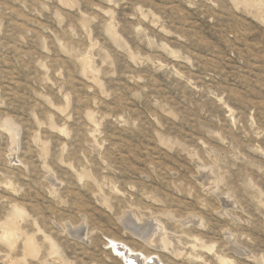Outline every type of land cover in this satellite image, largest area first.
<instances>
[{
    "label": "rangeland",
    "instance_id": "1",
    "mask_svg": "<svg viewBox=\"0 0 264 264\" xmlns=\"http://www.w3.org/2000/svg\"><path fill=\"white\" fill-rule=\"evenodd\" d=\"M112 241L264 264V0H0V264Z\"/></svg>",
    "mask_w": 264,
    "mask_h": 264
},
{
    "label": "bare ground",
    "instance_id": "2",
    "mask_svg": "<svg viewBox=\"0 0 264 264\" xmlns=\"http://www.w3.org/2000/svg\"><path fill=\"white\" fill-rule=\"evenodd\" d=\"M251 1V0H249ZM131 218V217H130ZM133 218V217H132ZM126 220V223L131 227V229H135L137 234L139 235V237L141 239H143L144 241H154L155 246L156 244L160 245L161 243H158L160 239V235L158 234V228L156 229V225H154L155 222H153V224L151 223V220L149 221H145L143 223H135L133 220L131 219H124ZM147 220V219H146ZM125 222V221H123ZM15 223V222H14ZM16 225L11 222L8 221V223L5 224L4 228L6 229L5 231L7 232L6 236V242L7 243H11L13 238L16 237V233H17V227H15ZM134 231V230H133ZM135 232V233H136ZM163 241V240H162ZM33 240L27 238V240L25 241V249L29 254H34L35 251V246L33 244ZM120 242V241H119ZM153 242V243H154ZM118 242L116 241H112V245L115 247L117 253L120 252L123 260L125 261V264H160L157 257H151V256H147V258L142 257L141 255L135 254L134 252H131L130 250L125 249L124 246H122L121 248L118 247ZM158 245V246H159ZM162 245V244H161Z\"/></svg>",
    "mask_w": 264,
    "mask_h": 264
},
{
    "label": "water",
    "instance_id": "3",
    "mask_svg": "<svg viewBox=\"0 0 264 264\" xmlns=\"http://www.w3.org/2000/svg\"><path fill=\"white\" fill-rule=\"evenodd\" d=\"M124 226L127 227V228H129V225L126 222H125Z\"/></svg>",
    "mask_w": 264,
    "mask_h": 264
}]
</instances>
